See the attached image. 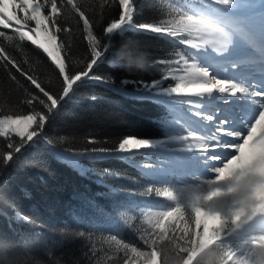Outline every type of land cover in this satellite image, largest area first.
<instances>
[{
    "label": "trees",
    "instance_id": "trees-1",
    "mask_svg": "<svg viewBox=\"0 0 264 264\" xmlns=\"http://www.w3.org/2000/svg\"><path fill=\"white\" fill-rule=\"evenodd\" d=\"M124 1L119 6L118 0H76L92 22L93 34L101 39L102 49L103 44L109 45L94 68L104 78L103 82L88 81L76 86L48 116L40 136L14 152L8 164L0 163V240L13 245L10 255L30 254L29 264L32 258L44 264H123L125 254L110 237L115 235L121 243L147 250L142 239L152 231L147 219L174 207L172 201L155 192L143 193L152 187L161 191L168 188L179 194L175 185L155 182L149 176L147 170L151 165L145 156L82 154L93 147H115L125 136L166 137L177 110L142 94L148 92L141 82L160 81L165 87L173 86L171 77H163L176 65L159 61L179 59L183 65L196 56L195 36L202 28L198 24L204 21L201 9L206 0H133L132 23L105 37L103 28L118 19L120 7L127 9L128 0ZM44 11L47 14L48 9ZM161 21L159 31L163 36L136 28L142 23ZM58 22L60 27L69 29L57 34L58 41L65 45L66 64L72 71H78L90 58L83 22L71 8L64 9ZM29 26L34 24L29 21ZM0 31L15 35L8 29L0 28ZM0 47L26 73L37 76L47 89L59 91L62 78L42 50L28 41H6L3 37H0ZM130 49L148 53V59L156 62L149 74L125 72L120 66L123 60L115 63L118 52L128 58L126 53ZM28 92L42 96L15 68L0 61V116L44 111L38 101L32 106L23 102L29 98ZM190 110L184 109L189 114ZM11 140L19 142L14 135ZM89 140L95 143L90 144ZM8 142L0 137V161L4 153L11 151ZM146 164L150 167H145ZM233 213V209L229 211L232 216ZM24 217L29 220L25 221ZM211 230L213 234L207 239L203 234L198 241L193 237V250L184 264H191V259L197 256V264L202 258L219 264L213 253L222 255L226 264L229 260L233 264H248V255L255 256L254 264H264L261 242L257 247L248 243L245 256L233 259L228 253L243 248L239 236L248 241L245 232L231 236L224 233L227 240L211 248L219 239L221 229L212 226ZM211 237L215 239L208 243ZM164 247L170 250L165 253L167 264L173 260L178 262L179 250L168 242ZM157 264H160L159 255Z\"/></svg>",
    "mask_w": 264,
    "mask_h": 264
},
{
    "label": "snow or ice",
    "instance_id": "snow-or-ice-1",
    "mask_svg": "<svg viewBox=\"0 0 264 264\" xmlns=\"http://www.w3.org/2000/svg\"><path fill=\"white\" fill-rule=\"evenodd\" d=\"M118 2L120 6L123 0H118ZM45 8L48 9L47 14H45ZM66 8H71L72 12L83 22L84 40L87 41L88 51L90 52V58L83 62V67L78 71H72L66 64L67 58L63 55L65 45L58 41L57 36L62 31H69L68 28L60 27L58 22V18L64 14ZM132 17L133 0H128L127 9L120 7L118 19H113L103 28L104 36L110 37L111 34L119 31L122 27L131 24ZM29 21L34 26L30 27ZM163 21L159 24L142 23L137 25L136 28L163 36L159 31V26L162 25ZM0 28L8 29L15 34L8 35L5 31H0V37H3L4 40L28 41L42 50L55 68L58 69L59 77L62 78L59 81V91H51L41 83L37 76L26 73L20 64L8 54L6 49L0 47V61L15 68L21 76L30 81L39 93H42V96H37L35 93L28 92L29 98L23 102L32 106L35 101H38L44 110L33 111L32 114L4 115L0 117V137H4L9 141L7 146L11 149V151L3 154L2 161H0L3 165H6L13 159V153L20 151L21 146L40 136L44 125L47 123L48 116L56 110L60 101L72 93L76 86L88 81L103 82L104 78L97 75L94 68L101 61L104 53L108 51L109 45L103 44L102 49L101 39L93 34L92 22L76 0H44L43 3L40 0H8L0 7ZM126 55L128 59H132L138 56L139 52L130 49ZM57 60L60 61L59 64ZM159 63L176 65L175 68L168 70L169 75H165L163 79L171 77L177 82L174 86L163 88L160 81H152L150 84L141 82L145 92L153 93L154 90H159L156 94L169 97H199L201 101L218 93L224 97H238L248 100L256 107V114L250 123L244 125V133L226 128L227 121L225 120H220L215 125L214 133L207 137L185 129V134L180 136L179 139L184 143L186 150L204 157L206 163L216 162L213 167L208 169L212 175L204 179V181H207V190L198 196L196 200H189L185 203L182 192L175 194L168 188L161 191L158 188L149 187L143 193L144 195L155 192V195L166 197L169 201H172L174 207L156 212L155 215L147 219L146 223L152 229L150 233L142 236L147 250L130 246L128 243H121L115 235L110 237L111 242L117 246V249L123 250L125 254L123 264H140L141 261L142 264H150L153 252L159 255L160 264H167L165 251L162 250V245L165 242L173 244L179 250L177 252L178 264H184V261L189 260L188 253L193 250V237H196L198 241L201 234H203V237L207 239L213 234L212 226L221 229L219 239L211 244V248H215L217 244L227 240L228 236L224 233L231 236L242 231L255 218V212L252 215H243L239 218H233L231 214L226 215L221 212L220 217L217 218L213 214L212 206L222 204L225 197L235 193L247 183L264 181V128H254L257 122L264 117V91L219 78L207 68L202 71H193L192 69H195L197 65L193 64L191 68H186L179 62V59L162 60ZM61 64L63 65V71H61ZM9 74L11 75V73ZM12 79L16 80V77L12 75ZM181 103L193 104L194 101L185 99ZM192 114L198 115L206 122H211L214 119L213 116L205 115L200 111H194ZM13 135L19 138L18 143L12 142ZM88 143L92 144L95 141L89 140ZM153 147L154 144L151 141L125 136L118 141L115 147H93L86 149L82 154L119 153L134 155L140 153V150L152 149ZM218 150L231 151L235 155L220 163L221 157L209 155ZM145 167H150V165L146 164ZM221 183H229L230 186L227 190L219 188L218 185ZM24 220L28 221L29 218L24 217ZM161 222H163V229L160 227ZM4 244H6V241L0 240V245ZM211 248L206 249V251H210ZM228 255L231 256L233 253L229 252ZM198 259L199 256L192 258L191 264H197ZM233 259H236V257L233 256ZM246 259L248 264H254L255 256H248ZM227 264H233V261L229 260Z\"/></svg>",
    "mask_w": 264,
    "mask_h": 264
},
{
    "label": "rangeland",
    "instance_id": "rangeland-1",
    "mask_svg": "<svg viewBox=\"0 0 264 264\" xmlns=\"http://www.w3.org/2000/svg\"><path fill=\"white\" fill-rule=\"evenodd\" d=\"M7 2L8 0H0V7ZM122 4H125L124 0ZM249 10L256 14L261 12L264 13V0H234V2L233 0H206V4L201 9V12L204 13V21L199 22L198 24L202 28L197 36H195L194 47L196 49V56L193 60L185 61L183 65L186 68H191V65L193 64L197 65L195 69H192L193 71H202L207 68L219 78H221V75H219L218 71L229 68H235L239 71L246 69L247 65L238 64L241 56H235L236 54L233 53V48L246 45V41L244 36L234 27L233 22L229 17L237 18L238 15ZM247 47L249 46L246 45V48ZM249 49L250 53L255 52L252 48L249 47ZM262 63H264V61H262ZM247 77L250 78L251 75L247 74L245 78ZM171 80L174 86L177 81L173 79ZM160 84L162 88L165 87L162 82H160ZM158 92V90H154L153 93L148 92L145 94L157 95L156 93ZM157 98H160L159 101L164 103H170L169 105L177 110L176 115L171 119L170 125L167 128L168 138L174 137L179 131L181 132V130L184 129L201 136H204L201 133H204V131L211 135L215 131V125L218 124L220 120H224L220 115L223 110L216 109L213 104H217V102H219L218 99L215 101L209 99L201 101L199 97H179L175 100H165L162 97ZM185 99L193 100L194 103L191 104L192 106L181 103V101ZM211 102H213V105ZM184 109H191L190 114L186 113ZM226 110L227 112H230L231 110L233 111V109L229 108ZM194 111H200V113L205 115L213 116L214 119L211 122H206L199 118L198 115H193L192 113ZM233 116L234 120L235 118H239L236 119L238 123L245 122L242 115L234 113ZM181 127H183V129ZM166 145V148L162 150H143L138 153L139 155L145 156L147 158L146 161L151 165L147 170L149 176L155 182L160 181L175 185L179 194L181 192L183 193L185 201L196 200L198 196L202 195L203 192L207 190V181H204V179L212 175L208 169L213 167L216 162L206 163L204 157H198L192 160L191 158L180 154L184 157L183 158L177 154L169 152L168 148L177 147L174 143H168ZM181 145L178 147L185 148L184 143ZM177 150L178 149H172V151ZM127 155L129 156L131 154H119L118 156ZM233 155H235L234 152L226 156V158L220 161V163ZM229 163H231V161H229ZM217 179H219V177H217ZM229 186V183H221L218 185L219 188L225 190H227ZM212 207L213 214L217 218L220 217L221 212L227 215L232 209L235 212L239 209H243V215H252L253 209H255V218L242 230L245 232L244 236L247 237L248 241L241 240L242 236H239V241H243V248L238 252L233 253V255H231L232 258L233 256H235L236 259L244 257L249 247L248 243L252 244L254 247L259 246L260 242L264 239V235H262L264 234V181L247 183L240 187L235 193L225 197L222 204L214 205ZM153 255L156 256L157 264V254L153 253L152 256Z\"/></svg>",
    "mask_w": 264,
    "mask_h": 264
},
{
    "label": "bare ground",
    "instance_id": "bare-ground-1",
    "mask_svg": "<svg viewBox=\"0 0 264 264\" xmlns=\"http://www.w3.org/2000/svg\"><path fill=\"white\" fill-rule=\"evenodd\" d=\"M237 18L229 17V19L233 22V25L237 29V31L244 36L246 45L252 48L255 52L250 53L249 52L250 49L249 47L246 48V45L236 46L235 48H233V53L236 54L235 56H241L239 58L240 60L238 61V64L247 65L246 66L247 68L242 71H239L238 69L235 68H229V69H224L222 71H218V73L219 75H221L222 79L231 80L233 82H237L242 85H248L250 88H257L260 91H264V63H262V61L264 60L263 58L264 57V13L261 12L256 14L253 11L249 10L244 12L243 14L241 13V15H238ZM247 74L251 75V77L245 78ZM158 96L164 98L165 100L168 99L175 100L179 98L176 96L169 97L162 94H159ZM207 99L211 101H215L216 99H218L219 102H217V104L213 102H211V104L213 103L216 109H222L223 110L222 114H220L221 117L225 121L231 123L230 125H227L225 127L239 131L241 133L245 132L244 125L246 123H250L254 115L256 114V107L251 102L245 99H241L238 97H232V98L224 97V96H220L218 93L213 94L210 98ZM228 108L233 109V111L232 110L230 111L232 112V114L227 112L226 109ZM234 113L238 115H242L243 118L245 119V122L243 121L242 123H238L236 119L239 118H235L234 120L233 119L234 116H232L234 115ZM181 128L183 129V127ZM184 133H185V129L181 130V132L179 131L174 137L168 138L167 136L162 139L147 140L153 142L154 147L152 149H146V150H154V149L162 150L166 148L167 146L166 144L174 143L177 147L168 148L169 152H172L179 156H181L180 154H182L185 157L191 158L192 160L198 157L200 158L201 156H199L195 152L187 151L184 147H178L183 143L179 139V137L184 135ZM201 133L205 137L210 136V134L206 131H204V133L203 132ZM172 149H178V150L172 151ZM231 153H232L231 151L218 150L216 152L210 153L209 155L219 156L222 158L221 159L222 161L224 158H226V156H228Z\"/></svg>",
    "mask_w": 264,
    "mask_h": 264
},
{
    "label": "clouds",
    "instance_id": "clouds-1",
    "mask_svg": "<svg viewBox=\"0 0 264 264\" xmlns=\"http://www.w3.org/2000/svg\"><path fill=\"white\" fill-rule=\"evenodd\" d=\"M148 56H149L148 53L141 52L135 58L128 59L122 57L118 52L117 60L115 61V63H119L121 60H123V63L120 66L123 68L125 72L149 74L156 62L150 61L148 59ZM57 63L59 64L60 61L57 60ZM255 127L264 128V117H262L260 121L257 122V125H255L254 128ZM253 212H255V209H253ZM243 213L244 210L239 209L235 213H233V216L234 218H239L240 216L243 215ZM160 227L161 229H163V222H161ZM213 239L215 238L211 237L208 239L207 242L211 243ZM12 247L13 245H11L9 242H6V244L4 245H0V264H29L30 254L25 253L23 255L21 254L10 255L9 253L11 252ZM261 247L264 248V240L261 241ZM162 249L165 251V253L170 251L169 249L164 247V244L162 245ZM194 255L195 253H193V256ZM212 255L215 257L217 261H219V264H226V261H224L223 256L220 255L219 253H213ZM31 264H44V262L39 259L32 258ZM150 264H156L155 255L152 256V260L150 261ZM172 264H178V262L176 260H173ZM199 264H211V261L208 258H202L199 261Z\"/></svg>",
    "mask_w": 264,
    "mask_h": 264
},
{
    "label": "water",
    "instance_id": "water-1",
    "mask_svg": "<svg viewBox=\"0 0 264 264\" xmlns=\"http://www.w3.org/2000/svg\"><path fill=\"white\" fill-rule=\"evenodd\" d=\"M148 96H151V97H160V96H158V95H148ZM146 140H152V139H146ZM114 156H117V155H119V153H114L113 154Z\"/></svg>",
    "mask_w": 264,
    "mask_h": 264
}]
</instances>
